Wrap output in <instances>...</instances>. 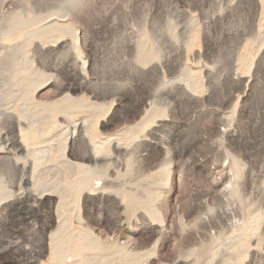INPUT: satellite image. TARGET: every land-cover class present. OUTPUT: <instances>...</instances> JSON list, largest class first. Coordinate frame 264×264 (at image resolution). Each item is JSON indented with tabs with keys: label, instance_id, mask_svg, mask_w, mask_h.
Returning <instances> with one entry per match:
<instances>
[{
	"label": "rangeland",
	"instance_id": "1",
	"mask_svg": "<svg viewBox=\"0 0 264 264\" xmlns=\"http://www.w3.org/2000/svg\"><path fill=\"white\" fill-rule=\"evenodd\" d=\"M0 264H264V0H0Z\"/></svg>",
	"mask_w": 264,
	"mask_h": 264
},
{
	"label": "bare ground",
	"instance_id": "2",
	"mask_svg": "<svg viewBox=\"0 0 264 264\" xmlns=\"http://www.w3.org/2000/svg\"><path fill=\"white\" fill-rule=\"evenodd\" d=\"M76 128H77V127H76ZM76 128H75V129H76ZM18 149H19V148H18ZM16 150H17V149H16ZM92 155H93V157H96V153H94V154H92ZM90 156H91V155H90ZM93 157H92V158H93Z\"/></svg>",
	"mask_w": 264,
	"mask_h": 264
}]
</instances>
